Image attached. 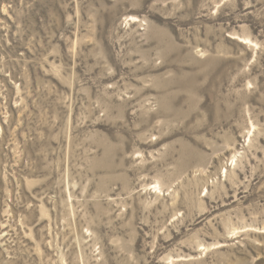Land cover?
Returning a JSON list of instances; mask_svg holds the SVG:
<instances>
[{"label": "rangeland", "instance_id": "rangeland-1", "mask_svg": "<svg viewBox=\"0 0 264 264\" xmlns=\"http://www.w3.org/2000/svg\"><path fill=\"white\" fill-rule=\"evenodd\" d=\"M0 264H264V0H0Z\"/></svg>", "mask_w": 264, "mask_h": 264}]
</instances>
